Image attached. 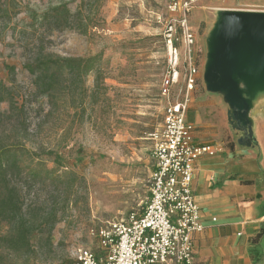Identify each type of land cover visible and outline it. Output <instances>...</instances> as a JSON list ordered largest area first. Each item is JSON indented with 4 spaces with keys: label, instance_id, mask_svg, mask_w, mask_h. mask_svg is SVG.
I'll return each instance as SVG.
<instances>
[{
    "label": "rangeland",
    "instance_id": "rangeland-1",
    "mask_svg": "<svg viewBox=\"0 0 264 264\" xmlns=\"http://www.w3.org/2000/svg\"><path fill=\"white\" fill-rule=\"evenodd\" d=\"M60 2H68L73 13L80 6L90 10L87 33L41 19ZM169 21L168 0H0V84L11 89L18 108L7 122L27 125V146L53 171L43 181L22 175L16 183L27 215L57 210L51 234L33 235L35 253L27 264H67L80 247L100 252L97 229L127 220L145 205L155 168L149 134L160 127L167 103L160 86ZM196 30L190 51L182 39L177 42L182 59L175 95H183L185 73L196 68L188 121L194 125L197 115L215 121L221 104L225 124L244 121L235 128L243 129L255 153L262 151L258 161L264 166V50L260 58L219 68L223 75L207 59L205 29ZM255 49L262 48L253 46L252 54ZM41 54L98 55L99 61L83 82L69 77L74 83L52 101L38 91L36 75L27 68ZM10 104L0 102V112ZM256 178L264 182V169ZM261 244L264 249V238Z\"/></svg>",
    "mask_w": 264,
    "mask_h": 264
},
{
    "label": "built area",
    "instance_id": "built-area-1",
    "mask_svg": "<svg viewBox=\"0 0 264 264\" xmlns=\"http://www.w3.org/2000/svg\"><path fill=\"white\" fill-rule=\"evenodd\" d=\"M199 0H168L171 21L165 30L166 64L160 92L167 103L159 128L149 136L153 142L155 168L150 195L140 213L97 229L101 249L76 250L73 264H201L195 257V233L205 229L193 190L195 162L212 154L211 144H197L194 125L188 121L189 92L196 86V68L184 76V93L174 88L181 78L182 39L191 50L195 37L190 16Z\"/></svg>",
    "mask_w": 264,
    "mask_h": 264
},
{
    "label": "crops",
    "instance_id": "crops-1",
    "mask_svg": "<svg viewBox=\"0 0 264 264\" xmlns=\"http://www.w3.org/2000/svg\"><path fill=\"white\" fill-rule=\"evenodd\" d=\"M239 15L244 16L237 32L239 40L225 56L231 65L244 59L241 37L251 44L253 38L264 40V0H199L194 7L190 21L194 44L198 41L196 29L202 25L208 60L214 61L228 42ZM252 28L259 34L254 35ZM217 110L215 121H204L197 115L193 122L195 142L215 149L195 162L192 184L205 225L202 232L193 235L195 257L201 264H264L262 240L252 242L264 223V182L256 178L264 169L258 161L262 151L255 153L243 129L235 128L244 121L232 119L227 128L229 124L223 122L227 110L221 104ZM255 248L260 251L257 256L253 255Z\"/></svg>",
    "mask_w": 264,
    "mask_h": 264
},
{
    "label": "trees",
    "instance_id": "trees-1",
    "mask_svg": "<svg viewBox=\"0 0 264 264\" xmlns=\"http://www.w3.org/2000/svg\"><path fill=\"white\" fill-rule=\"evenodd\" d=\"M90 13V10H83L81 6L73 13L68 7V2H60L59 5L47 9L40 17L58 29L72 27L87 33L92 17ZM98 61V55L82 58L41 54L27 68L36 75L38 91L54 101L57 93L74 83L73 77L83 82V76L96 70ZM4 100L11 104L7 112H0V264H27L30 255L35 253L31 246L33 235L44 232L51 234L57 223V210L52 209L45 217L31 213L27 215L16 180L25 175L27 179L43 181L53 171L46 169L45 163L39 159L40 155L27 146L30 141L27 125L19 128L21 126L7 122L18 108L13 103L11 89L0 84V102ZM22 110L24 107L20 108L21 112ZM246 183L250 184L252 181ZM263 238L264 223L252 238V242L259 244ZM258 251L259 249H253V255H259ZM73 263L74 259L67 261V264Z\"/></svg>",
    "mask_w": 264,
    "mask_h": 264
},
{
    "label": "water",
    "instance_id": "water-1",
    "mask_svg": "<svg viewBox=\"0 0 264 264\" xmlns=\"http://www.w3.org/2000/svg\"><path fill=\"white\" fill-rule=\"evenodd\" d=\"M243 19H244V16L243 15H239L238 16V21H234L233 22V24L231 26V29H230V32H229L230 38H229L228 42L226 44H224L223 46H221L220 50L218 51V53L216 55V59L214 61H212L213 62V66H212L211 69H213V71L220 72L219 68H221V67L227 68V67H229V65H231V62H226L225 61L226 52L229 49H231L233 46H235L236 43H237V40H239L238 37H237V32L239 30V27L241 25V21ZM252 33L254 35H257V34H259V31L257 29H253L252 28ZM259 39H261V38H253V40H252L253 43L251 44V43L248 42L247 38H245V37H241L240 38L241 41L245 42L244 45H243V50H242V56L244 57V59L242 61L248 59L249 57H253L255 59V58H257L259 56V58H260V56H261L260 54L264 50V40L261 41ZM253 46L261 47L262 49H259V50L255 49L258 53L259 52H261V53L257 54V52H256V54L254 53L255 55L252 54L253 53ZM242 61H240V62H242ZM220 73H222L224 75L223 72H220ZM222 81L223 80L221 79V81H219V83H223ZM221 85H223V84H221ZM221 85H219L218 88L221 87Z\"/></svg>",
    "mask_w": 264,
    "mask_h": 264
}]
</instances>
